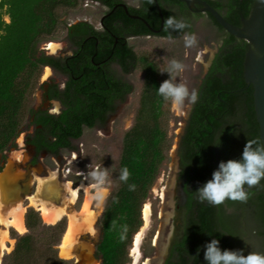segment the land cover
<instances>
[{
  "label": "trees",
  "instance_id": "trees-1",
  "mask_svg": "<svg viewBox=\"0 0 264 264\" xmlns=\"http://www.w3.org/2000/svg\"><path fill=\"white\" fill-rule=\"evenodd\" d=\"M84 1L105 7L102 28L95 29L86 21L68 25L66 16ZM227 22L240 26L255 0H204ZM119 0H0V172L6 153L16 147L19 134L33 128L26 140L32 148L30 161L35 164L40 154L57 157L62 151H74L84 128H100L115 113L132 91L123 76L139 65L143 74L139 105L132 126L124 133L118 159V182L110 190L97 219L99 240L94 248L98 264H129L133 236L142 226L141 207L167 159L169 139L166 115L169 101L157 94L159 82L155 66L145 57H137L127 43L130 36L151 35L143 22L129 18ZM164 20L168 16L190 24L183 32H171L172 38L193 30V19L183 2L157 0ZM178 5L177 11L172 6ZM151 27L160 26L154 4L145 0L141 8H128ZM220 46L215 52L197 89L198 101L190 107L181 134L177 154L185 172L184 217L181 237L174 240L164 264H207L204 246L219 240L221 250L236 249L237 240L226 230L222 206L201 203L196 191L217 170L215 150L222 146L221 161L239 160L247 140L260 139L253 103V86L243 77V59L248 49L244 39L236 38L216 24ZM8 22L4 21V17ZM65 31L64 40L71 54L64 57L46 55L40 47ZM168 37V32H162ZM45 66L65 77L64 86L49 85L44 95L58 101L59 114H50L32 106L41 69ZM116 68L119 70L117 72ZM219 145V146H218ZM127 167V183L119 180ZM134 184L135 190L129 191ZM246 203L227 200L244 213L249 209L256 231L254 235L264 249V180L260 186L247 189ZM114 198L118 202H114ZM24 234L11 233L13 249L4 255L2 264H30L39 247L47 252L46 264H66L57 257L54 246L64 232L62 218L45 224L32 207H27ZM124 226L127 231L123 232ZM123 234V239L121 235Z\"/></svg>",
  "mask_w": 264,
  "mask_h": 264
},
{
  "label": "rangeland",
  "instance_id": "rangeland-1",
  "mask_svg": "<svg viewBox=\"0 0 264 264\" xmlns=\"http://www.w3.org/2000/svg\"><path fill=\"white\" fill-rule=\"evenodd\" d=\"M130 6L137 5L138 0H123ZM106 8L97 2L80 3L74 10L66 16L68 25L80 21L88 22L93 28H100V18L104 14ZM193 30L197 38V43L193 47H185L183 36L169 40L168 38L158 36H140L127 40L128 45L132 48L137 57H145L156 68L159 85L164 80L170 79V75L165 71L172 59L181 61L185 68L179 74L173 73L172 77L176 82L185 83L189 90L198 89L201 80L208 68V65L220 44V38L216 28L212 25L205 14H200L193 19ZM65 31L57 34L52 44V49H46L45 43L40 47V51L46 55L54 57H64L70 54V45L64 40ZM52 50V51H51ZM49 75L44 76L45 67L41 69L38 85L33 93L32 106L37 110H45L50 114H55L59 104L54 101L47 100L44 90L48 85H57L62 87L64 78L53 72L50 68ZM117 72L119 70L116 68ZM123 78L132 85V91L127 95L125 101L119 104L115 113L111 115L105 125L100 128H84L81 137L74 141V151H62L59 156L51 157L45 153L39 155L35 164L30 161L33 156L32 148L26 144V140L33 132V128L29 126L22 131L17 137L15 149L6 153V161H11L13 168L17 171H24L26 176L21 180L24 184L31 177L46 178L51 176L50 172L55 171V179L62 188V185H69L76 190V197L71 204L66 207V212L62 217V227L68 223L69 215H76L86 209L93 213L94 223L91 230L83 229L74 232L71 239L69 251L71 256L63 258L59 256V244L54 246L57 257L66 261V264H98V260L94 257V248L99 240V228L97 219L102 211L103 204L97 203L92 197V184L87 177V172L96 168H108V179L110 192L118 182V159L121 151V141L124 133L132 126L134 117L139 105V97L142 89L143 74L139 65H136L132 71L123 76ZM170 109L166 115L167 135L169 139V149L167 159L163 163L159 175L150 189L147 200L144 204L148 205V214L146 219L142 217V226L133 236H137V246H133L129 250V264H164L169 246L181 235L185 194L183 191V183L185 181V172L181 166L177 150L178 143L183 132L185 120L187 118L190 107L185 104L181 110L174 109L169 101ZM60 109V107H59ZM222 146L215 150V163L221 162ZM25 155V156H24ZM27 159V160H26ZM17 160V161H16ZM20 160V163L19 161ZM13 161V162H12ZM23 162V163H22ZM31 171V172H30ZM34 182L28 186H24L23 190L17 195L11 196L8 203L1 202L0 209L4 213H9L17 206L32 207L38 211L36 206H30L28 197L36 192L37 184ZM167 187V191L162 193ZM25 189V190H24ZM59 191L61 192L60 188ZM61 200L57 199L52 202L53 206H59ZM143 206V205H142ZM225 213L224 219L227 220L228 232L237 240L236 249L242 250L244 255L249 252H258L257 243L254 241L250 233L251 225L246 219L243 222L244 213L236 206H230L227 201L221 204ZM142 209V207H141ZM25 212V211H24ZM39 213V212H38ZM40 215V213H39ZM41 218V216H40ZM45 224H52L45 221ZM245 229V232L243 231ZM7 236L5 238V248L0 257V264L4 255L11 252L15 240L10 234H24L17 232L12 227H7ZM61 239V238H60ZM47 252L43 247H39L36 257L29 261L30 264H46L44 257Z\"/></svg>",
  "mask_w": 264,
  "mask_h": 264
},
{
  "label": "clouds",
  "instance_id": "clouds-1",
  "mask_svg": "<svg viewBox=\"0 0 264 264\" xmlns=\"http://www.w3.org/2000/svg\"><path fill=\"white\" fill-rule=\"evenodd\" d=\"M146 2L154 4L155 0ZM189 27L190 24L186 20L177 19L175 16H168L163 22V31L169 33V40L172 39L171 32H183ZM183 40L185 47H193L197 43L194 33L184 32ZM184 68L185 65L181 61L172 59L169 67L162 71L169 73L171 78L164 80L157 89V94L165 101H170L172 107L177 110L183 109L186 102L189 107L195 105L199 98L196 89L190 91L185 83L173 79L172 74H179ZM55 114H59V107ZM86 175L92 184L93 199L99 204H104L110 195L108 168L98 167ZM130 176L129 169L124 167L120 171L119 180L127 183ZM261 180H264V140L251 139L246 141L239 160L221 161L218 169L212 173V178L196 193L201 203L207 202L213 206H219L227 200L246 203L250 198L247 189L260 186ZM135 187L134 184L129 185V191H134ZM114 202L118 201L114 198ZM126 231L127 226H124L123 232ZM219 243V240L212 239L204 246V260L207 264H264V253L249 252L244 255L242 250H221Z\"/></svg>",
  "mask_w": 264,
  "mask_h": 264
},
{
  "label": "bare ground",
  "instance_id": "bare-ground-1",
  "mask_svg": "<svg viewBox=\"0 0 264 264\" xmlns=\"http://www.w3.org/2000/svg\"><path fill=\"white\" fill-rule=\"evenodd\" d=\"M46 49H52V44L49 42L46 44ZM52 51V50H51ZM48 67H45L44 76H48L50 73ZM25 156V155H24ZM27 160V159H26ZM17 161V160H16ZM20 163V160H18ZM13 162V161H12ZM23 163V162H22ZM17 170H19L17 168ZM13 168L11 161H7L5 167L0 172V200L1 202L8 203L9 198L13 195H17L23 190L24 186H28L32 181L37 184L36 192L30 195L27 199L30 206H36L40 216L43 220L50 221L52 224L61 219L62 215L66 212V207L71 204L76 197V190L73 189L69 183L62 185V188L55 179V171L50 172L51 176L46 178L31 177L24 184L21 180L24 179L26 173L24 171H17ZM31 172V171H30ZM33 183V184H34ZM59 188L61 192L59 191ZM25 190V189H24ZM167 191L165 187L162 191ZM61 200L59 206H53L52 202L55 200ZM0 209V257L5 248V238L7 236V227L14 228L17 232L21 233L25 231L23 222V215L25 209L21 206H17L9 213H4ZM148 205L143 204L141 209L142 217L146 219L148 214ZM94 223V215L89 212L86 207L82 212L76 215L68 216V223L60 239L59 256L63 258H69L71 253L69 246L74 232L78 230L88 229L91 230ZM138 238H133V246H137Z\"/></svg>",
  "mask_w": 264,
  "mask_h": 264
},
{
  "label": "water",
  "instance_id": "water-1",
  "mask_svg": "<svg viewBox=\"0 0 264 264\" xmlns=\"http://www.w3.org/2000/svg\"><path fill=\"white\" fill-rule=\"evenodd\" d=\"M183 2L187 8L196 13H207L230 35L244 39L248 49L243 59V77L247 84L253 86V103L256 120L259 125V137L264 140V0H255L247 18H242L240 26L227 22L213 7L203 0H177ZM155 6L161 18L160 28L157 30L148 27L140 17L130 15L124 4H119L125 14L132 19L141 20L153 33H158L162 26V16L155 0ZM198 5V7H196ZM105 15L100 18V25Z\"/></svg>",
  "mask_w": 264,
  "mask_h": 264
},
{
  "label": "flooded vegetation",
  "instance_id": "flooded-vegetation-1",
  "mask_svg": "<svg viewBox=\"0 0 264 264\" xmlns=\"http://www.w3.org/2000/svg\"><path fill=\"white\" fill-rule=\"evenodd\" d=\"M157 1V0H156ZM204 1V0H203ZM84 2H92V1H84ZM119 4H124L125 6H126V8H127V11H128V8H141L142 6H144V4H145V0H138V2H137V5H135V6H130V5H128V4H126L123 0H119V2L116 4V6L115 7H120L119 6ZM157 4H158V2H157ZM186 6V5H185ZM154 7H155V12L158 14V16H159V13H158V11H157V9H156V6H155V4H154ZM158 7H159V5H158ZM196 7H198V5H196ZM120 8H122V7H120ZM186 8H187V6H186ZM123 9V8H122ZM159 9H160V7H159ZM179 9V6L178 5H175V6H172V10L173 11H177ZM188 9V8H187ZM107 10V9H106ZM105 10V11H106ZM189 10V9H188ZM124 11V10H123ZM160 12H161V9H160ZM189 12L190 13H192V14H194V13H196V12H193V11H191V10H189ZM125 13V12H124ZM128 13H129V11H128ZM130 15H135V16H138V17H140L138 14H131V13H129ZM201 14V13H200ZM202 14H205V13H202ZM103 15H105V12H104V14ZM102 15V16H103ZM161 16H162V26H161V29H160V31L158 32V33H153V32H151L149 29H148V27L149 28H151V29H154V30H157V29H159L160 28V26L159 27H151L149 24H148V22L147 21H145L142 17H140V18H142L146 23H147V25H148V27L146 26V28H147V30L151 33V35H141V36H158V37H164V38H168V37H165V36H163V35H161L162 34V32H163V22H164V18H163V15H162V12H161ZM159 18H160V16H159ZM132 19V18H131ZM135 20H139V19H135ZM139 21H141V20H139ZM142 22V21H141ZM160 25H161V18H160ZM100 28H102V24L100 25ZM99 28V29H100ZM133 37H140V36H130V37H128L127 38V40L129 39V38H133ZM172 39H174V38H172ZM219 46H220V44H219ZM218 46V47H219ZM218 47H217V49H218ZM217 49H216V51H217ZM215 51V52H216ZM70 54H71V49H70ZM69 54V55H70ZM215 54V53H214ZM214 54H213V56H214ZM213 56H212V58H213ZM212 60V59H211ZM210 63H211V61H210ZM210 63H209V65H210ZM208 65V66H209ZM45 67H48V66H45ZM49 68V67H48ZM51 69V68H50ZM57 74H59V73H57ZM59 75H61V74H59ZM63 78H64V80H65V77L63 76V75H61ZM49 86V85H48ZM64 86V81H63V83H62V87ZM59 87V86H58ZM62 87H59V88H62ZM47 88V87H46ZM45 88V89H46ZM45 91V90H44ZM47 100H49V99H47ZM50 101H54V102H57V104H59L58 103V101H55V100H50ZM59 107H60V105H59ZM223 215L224 216H226L225 215V213L223 212ZM243 215V214H242ZM227 217V216H226ZM248 218V221H249V223H250V225H251V230H250V233H247V232H245V229L243 230L246 234H248V236L249 235H252L253 237H254V241H256V243H257V247H258V249H257V251L259 252V253H264V249H263V245H262V243H261V241H259V239L254 235V231H256L257 229H256V227L254 226L255 224L253 223V218H252V210L251 209H249V211H247V213H246V219ZM245 219V220H246ZM225 220V219H224ZM245 220L243 219V222L245 223ZM225 222L228 224V222H227V220H225ZM224 222V226L226 227L227 226V224ZM182 227H183V225H182ZM226 230H227V228H226ZM228 231V230H227ZM229 233V232H228ZM181 234H182V231H181ZM180 237H181V235H180ZM179 237V238H180ZM170 247V246H169ZM235 250H237V249H235Z\"/></svg>",
  "mask_w": 264,
  "mask_h": 264
},
{
  "label": "built area",
  "instance_id": "built-area-1",
  "mask_svg": "<svg viewBox=\"0 0 264 264\" xmlns=\"http://www.w3.org/2000/svg\"><path fill=\"white\" fill-rule=\"evenodd\" d=\"M4 21L5 22H8V18L6 16L4 17Z\"/></svg>",
  "mask_w": 264,
  "mask_h": 264
}]
</instances>
